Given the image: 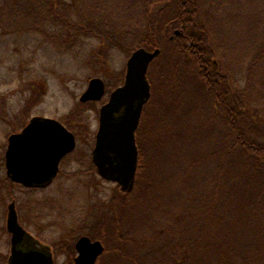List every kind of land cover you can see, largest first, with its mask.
Returning a JSON list of instances; mask_svg holds the SVG:
<instances>
[{
  "label": "trees",
  "instance_id": "16d2710c",
  "mask_svg": "<svg viewBox=\"0 0 264 264\" xmlns=\"http://www.w3.org/2000/svg\"><path fill=\"white\" fill-rule=\"evenodd\" d=\"M251 1L256 8L247 12L260 42L237 81L228 62L220 59L222 54L221 62L218 59L220 43L213 32L212 19L225 0L213 2L204 21L198 14V0H139L143 9L151 7L146 8L143 31H126L140 39L129 54L137 47L160 52L147 70L150 98L135 133L138 159L133 188L122 191L117 185L92 222L95 233L89 236L105 246L96 264H264V117L258 109L252 111L245 98L248 79L256 64L264 61V0ZM158 2L163 4L157 7ZM89 5L90 17L73 20L74 27L81 35L104 39L124 50L122 33L113 32L107 24L93 25L95 15L103 21L104 13L112 14L107 5ZM14 10L16 15L19 10L26 14L29 2L23 0ZM53 10L47 8V16L64 21L63 30L68 33L70 22ZM241 14L247 16L245 7ZM175 29L180 33L174 34ZM107 54L97 53L101 64L107 62ZM247 54L241 49L237 61L243 64ZM122 75L118 73V78ZM190 85L210 97L197 98L204 118L188 117L189 100L172 97L177 88L188 90ZM165 92L168 98L156 97ZM257 100L264 107V98ZM76 116L75 124L84 122L79 113ZM67 123L74 132V125ZM146 146L159 156L157 161L145 155ZM28 190V225L41 226L38 230L61 225L53 217L49 200L36 198L35 188ZM74 240L51 244L68 252L67 264L75 252Z\"/></svg>",
  "mask_w": 264,
  "mask_h": 264
},
{
  "label": "rangeland",
  "instance_id": "374dc122",
  "mask_svg": "<svg viewBox=\"0 0 264 264\" xmlns=\"http://www.w3.org/2000/svg\"><path fill=\"white\" fill-rule=\"evenodd\" d=\"M81 1L83 3L79 5ZM215 1L218 0H198V14L202 21L206 18V12L210 10L211 4L213 2L218 4ZM245 1L247 0H225L223 4L220 3V10L215 13L216 19H212L214 36L216 33L220 43V48L217 50L218 59L222 54L220 59H223L222 62H228L237 81L246 73L256 44L260 42L257 38L260 35L255 33L254 22L247 12L250 8L255 10L256 4L251 0L250 3H244ZM138 2L139 0H49L50 7L47 8L58 10L70 22L66 27L68 33L63 30L64 21L58 20L59 18L54 15L56 18L53 17L47 22L49 36L44 44L43 38L38 34L35 40L24 33L8 34L9 37L0 34V256L5 255L9 250L10 235L5 230V219L6 206L12 199L16 201L20 223L35 236L37 235L41 241L58 245L60 241L70 243L72 238L76 240L82 234L94 235L95 229L92 227L95 222L94 217L97 216L98 210L105 208L117 189L115 182L101 178L97 172L91 170V150L98 125V110L100 104L107 99L111 88L121 82L118 73L121 72V75L124 73L129 50L136 47L140 40L134 38L132 32L126 31L129 29L140 33L145 28L143 21L147 19L146 12L151 5L148 4L147 9H143ZM88 4L94 6L96 4L101 8L107 5V12L111 11L112 14L104 13L103 21L95 15L96 23L93 25L107 24L106 26L111 27L113 32L122 33L124 50L110 45L111 43L104 39L81 35L74 27L76 22L86 21L90 17L91 6L89 5L88 8ZM162 4V2L155 3L157 7ZM242 7H245L247 13L245 18L241 14ZM241 49L249 53L243 64L236 59ZM101 52H108L105 64H101L96 57L97 53ZM94 76L104 80L105 95L98 101L81 105L79 96L86 88L89 78ZM234 83L235 87H238V82ZM263 86L264 61L260 65L256 64L245 90V98L249 99L247 103L249 108L252 111L258 109L264 117V107H261L263 101L257 100L264 98ZM156 97L168 98V95L165 92ZM172 97L189 100V108L186 109V113H189L188 117L195 115L204 118V107L200 108L197 105L200 100L197 98L210 97L203 95L200 90L196 91L191 85L188 86V90L180 86ZM206 103L205 109L208 110L210 106L208 102ZM76 113H79L81 121H84L78 125L73 122ZM34 115L55 118L65 126L69 122L74 125L73 133L76 136L74 150L60 162L59 176L47 187L34 191L33 195L36 198L44 197L49 200L48 204L53 210L54 219L59 218L61 223V225L47 226L43 230H38L41 226L35 229L34 224H30L31 227L28 225L26 220L28 208L25 206L31 193L28 188L20 184H8L4 179L5 168L2 164L9 132L22 127L25 121ZM150 148L146 146L145 155L148 159L153 158L157 161L159 156L152 153ZM68 173L74 174L66 176L65 174ZM162 176L161 174L156 176L157 183L158 178ZM75 254L74 252L68 264H72ZM68 258V252L54 248V264H67Z\"/></svg>",
  "mask_w": 264,
  "mask_h": 264
},
{
  "label": "water",
  "instance_id": "95a60500",
  "mask_svg": "<svg viewBox=\"0 0 264 264\" xmlns=\"http://www.w3.org/2000/svg\"><path fill=\"white\" fill-rule=\"evenodd\" d=\"M180 30H174L179 34ZM159 48H135L127 57L123 81L108 95L98 110L91 159L97 174L131 191L137 167L135 130L144 104L150 96L147 70ZM105 95L101 77L89 78L79 101H98ZM76 145L74 133L61 121L48 116H32L7 139L4 153L6 176L26 188H44L53 181L63 156ZM5 225L10 233L6 264H54L51 246L41 241L19 221L15 200L6 206ZM72 264H96L104 251L99 239L80 235L74 244Z\"/></svg>",
  "mask_w": 264,
  "mask_h": 264
},
{
  "label": "flooded vegetation",
  "instance_id": "af4514ba",
  "mask_svg": "<svg viewBox=\"0 0 264 264\" xmlns=\"http://www.w3.org/2000/svg\"><path fill=\"white\" fill-rule=\"evenodd\" d=\"M22 1L23 0H0V34L9 37L8 34H17V33L18 34L19 33L22 34V33H24L26 36H28L29 38L34 39V40L37 38V34H38L39 37L43 38L42 39V43L44 44L46 42L47 38H48V35H47V22H48V20L50 18L47 16V7H48L49 0H27L29 2V10H28V12L26 14L25 13L22 14L21 12H23V11L19 10L20 14L16 15L15 14V10H14L15 5L17 4L19 6L20 2H22ZM173 33H174V31H173ZM123 75H124V73H123ZM122 80H123V77L121 79V82L118 85H120L122 83ZM118 85L114 86L108 92V95ZM105 90H106V85H105ZM149 98H150V96H149ZM107 99H108V96H107ZM107 99L104 102H106ZM87 102H94V101H87ZM87 102H84L82 104H85ZM102 104H100V106ZM142 110H143V108H142ZM141 114H142V111H141ZM140 118H141V115H140ZM29 119L26 120L25 123L22 125V127H20L19 129L17 128V129H14V130L10 131L8 136L11 133H15V132L20 131L26 125V123L29 121ZM139 122H140V119H139ZM138 126H139V123H138ZM138 126H137V128L135 130V133H136V131L138 129ZM8 136H7V139H8ZM135 140H136V137H135ZM6 146H7V142H6ZM136 146H137V144H136ZM5 150H6V148H5ZM71 152H69V153H71ZM4 153H5V151H4ZM69 153H67L62 158L64 159ZM63 159H61V160H63ZM137 159H138V148H137ZM61 160H60V162H61ZM60 162H59V165H60ZM91 162H92V159H91ZM2 164H3L4 168H5L4 154H3V157H2ZM93 167H94V169H93ZM91 169H92L93 172H96V169H95V166H94L93 162H92ZM84 171H87V170H84ZM59 173H60V168L58 169L57 175L55 176L53 181L56 179V177L59 176ZM135 174H136V172H135ZM5 177H7L6 176V172H5ZM12 183H14V182H12ZM28 189H31V188H28ZM35 189H41V188H35ZM15 204H16V201H15ZM18 217H19V215H18ZM5 230L10 235V233L6 229V225H5ZM82 235H85V234H82ZM48 244L51 246L50 243H48ZM74 244H75V242H74ZM51 248H52V246H51ZM9 249H10V237H9ZM74 249H75V247H74ZM104 249H105V246H104ZM52 253H53V257H54V248H52ZM75 253H76V251H75ZM8 256H9V250H8V252L5 255L0 256V264H6ZM73 258H72V262H73Z\"/></svg>",
  "mask_w": 264,
  "mask_h": 264
}]
</instances>
